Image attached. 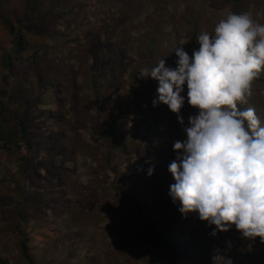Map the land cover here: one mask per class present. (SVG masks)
<instances>
[{"label":"rangeland","instance_id":"obj_1","mask_svg":"<svg viewBox=\"0 0 264 264\" xmlns=\"http://www.w3.org/2000/svg\"><path fill=\"white\" fill-rule=\"evenodd\" d=\"M44 1L43 9L38 12L39 15L36 13L33 19L48 11L51 17L45 22H37L38 26L42 29H50L52 33L57 32L60 35L71 36L70 39L76 40V43L69 44L70 47L79 46L83 52V57L86 53H92L87 64H94L95 57L101 56V44L111 45L112 48L109 49L114 53L121 52L123 65L121 64V67L118 65V69H115L114 73L107 74L110 69H104L105 75H107L103 76V78L105 77L103 85L105 93L109 96L106 98L105 104L107 110H110L107 115L110 116H112L111 114L117 115L118 106L121 105L124 110L128 104H132L133 98L130 97L136 96L139 86L137 72L142 70V67L151 69V66L158 63L160 59L164 58L166 61L168 55H172L177 47H184V49L193 47L195 43L192 37L195 33L194 28L197 27V21L200 31L205 32L211 29L214 34L216 24L231 11V8H218L208 0H69L70 4L76 7L75 12L77 14L75 16L67 14L64 19H56L55 15L59 13V9L49 11L53 3L52 0ZM27 3L28 0H7L5 14L16 20L19 15L27 12L24 11L28 7ZM256 5L258 8L264 7V0H258ZM253 10L252 3L246 5L245 12L254 13ZM22 17L24 18V15ZM69 17H71L70 20H66ZM60 35L58 40L64 42L67 37L61 38ZM47 37L44 35L43 39L48 41L49 38ZM33 40L41 42V36H34ZM11 41L12 36L7 27L0 21L1 50L4 46L10 47ZM50 44H56V41L52 40ZM157 47L159 48L154 49ZM56 49V51L61 50L60 47ZM106 50L104 48V52ZM123 53H127L126 56ZM167 64L166 66H168ZM95 67L99 68L100 65L95 63ZM131 74L133 79L128 76ZM77 80L79 81L80 77ZM111 83L114 86H111ZM157 87L158 82L153 81L152 87L148 90L150 98L147 96L141 98L138 108L132 106V109L138 114L123 115L117 119L119 125L117 137L126 140L123 159L117 166L118 177L105 165L103 166V162H99V157L95 153L94 146L98 138H95L91 133L87 120L89 116L96 115V112L91 109L88 101L84 99L81 101L82 104L80 103L84 110L81 116H69L64 132L66 140L75 141L76 138L85 144L82 150L85 155L80 157V153L76 157V164L74 161L68 163L72 171L70 174L77 180L75 203L72 204V214H77V216L74 219L72 214H66L57 218L58 216H54L49 206H44L43 211L39 214L36 212L41 216V225H38L42 227L40 231L33 232L37 227L36 223L23 229H26L27 234L32 233L35 237L31 249L37 261L46 258L43 259L44 264H84L85 261H88L89 264H115L114 257L117 256L118 249L128 246L125 240L126 236H121V233L126 231L123 226L131 227L133 225L134 227L133 215L131 211H128L132 203L129 201H126L127 204L123 203V193L143 185L147 180L150 181L142 171L152 167L156 172L149 177L156 180L155 188L165 179L166 173L170 175L171 182L175 183L168 170L166 173L163 172L167 165L159 159L169 158L171 163L176 157V152L173 149L174 142L183 141L187 137L182 129L176 135L163 138L166 134L165 131L173 132L181 124L177 114L171 112L166 105L160 104L158 107H153ZM87 93L85 91L81 95L86 96ZM184 95L186 102L180 115L183 116L186 124L188 121L187 112L191 111L198 114V110L187 103V86H185ZM148 107L152 110H149ZM110 116L106 121L107 125L111 124ZM156 121L162 122L163 125L156 131H150V126ZM44 130L43 125H41V129L38 130L41 137L46 136L47 133L49 135V132L46 133ZM53 130L57 132L60 130V126L55 125L52 127ZM20 147L17 152L29 156L27 147L24 144ZM39 156H41V160L44 159V155ZM4 161L5 159L2 163ZM138 163L140 164L139 167L137 166ZM9 166L12 174L17 171L16 163ZM37 174L45 176V179H40ZM35 175L37 183L42 187L39 189L41 194L53 189L52 184L55 180L52 179L51 170L41 166ZM4 177L3 174H0V183H4L0 186V194L12 193L17 196L15 188L8 184V179L11 177L7 175V180ZM120 192L123 193L120 194ZM163 196L161 195V197ZM48 202L50 204V200H47L42 205H47ZM22 208V211L29 212L27 206ZM165 209L166 207H163V211L167 212ZM30 214L32 215V213ZM6 218L8 221L5 225L14 228L13 225L17 224L16 213L10 210ZM45 223L48 224L45 225ZM209 226L207 222H201L198 213L183 215L180 222L174 226V232L177 234L184 233L188 237L187 242L190 245L194 235L202 236L203 243L209 237L213 239L211 243L207 244L208 249L202 255L203 260L192 258L187 261V264H213V257L216 255L222 256L219 264H229L228 260L232 264H249L251 257L247 255L246 249L241 248L237 242L233 241L229 232L220 233L217 231L219 235H212L213 230H210V233L205 235L207 231L209 232L207 229L210 228ZM211 226L215 227L214 225ZM10 233L5 237L6 232H0V254L7 260L8 264H27L21 257L18 230ZM43 234L50 236L45 238ZM54 236H56L54 239H57L59 244L58 250H54L56 245L50 240ZM15 241H17V245ZM257 242V238L248 239L246 247L250 248V253L258 255V259L264 260V242ZM152 243L155 244V240L150 242L151 245H153ZM151 245L146 243L145 246V251L151 256L150 259L163 261L165 251L160 248L159 244L154 248ZM176 245L179 246L180 244ZM42 249L45 252L41 257ZM135 253L142 254L143 250L136 249ZM133 256L134 254L130 255L131 261L129 262L131 264H145L134 260ZM121 263H123L122 260Z\"/></svg>","mask_w":264,"mask_h":264},{"label":"trees","instance_id":"obj_2","mask_svg":"<svg viewBox=\"0 0 264 264\" xmlns=\"http://www.w3.org/2000/svg\"><path fill=\"white\" fill-rule=\"evenodd\" d=\"M208 1L218 8H231L229 13L245 12L246 5L252 3L254 6L253 18L264 25V7H257L258 0ZM52 2L49 11L59 9V13L55 15L56 19H64L67 14L70 16L77 14L75 12L76 7L72 6L69 0H52ZM44 3V0H28V7L24 9L27 12L22 14L24 18L19 15L16 20H13L5 14L7 0H0V21L7 27L9 34L12 36L10 47L4 46L2 50L0 48V174L5 176V180H7V175L11 177V179H8V184L15 188L17 194V196L12 193L0 194V232L5 231V237H7L8 234H11L10 232H17L18 230L21 257L27 264H44L43 259L46 258H43L42 262L36 260L31 249L35 237L32 233L27 234L26 229L23 228L36 223L37 227L33 232L40 231L42 227L38 225H41V216L38 214L43 211L44 206H49L54 216H58L57 218L72 214L77 180L70 174L72 171L68 163L74 161L76 164V157L80 153V157L85 155L82 152L85 144H82L76 138L75 141H72V139L66 140L64 132L69 116H81L84 111L81 101L84 99L88 101L91 109L96 112V115L89 116L87 120L91 133L95 138H98L94 146L95 153L99 157V162H103V166L105 165L118 177L119 173H116L117 166L120 160L123 159L122 156L125 153L123 151L126 149L124 142L126 140L117 137V131L119 130L117 119L123 115L138 114L132 109V106L138 108L141 98L145 96L150 98L148 90L152 87L154 81L140 78L141 70L137 72L139 86L136 96L130 97L133 98L131 100L132 104H128L124 110L121 105L118 106L117 115L111 114L113 117L107 115L110 110H107L105 104L106 98L109 96L105 93L103 85L105 79L103 76L106 73L104 69H110L107 73L109 74L114 73L115 69H118V65L121 67L123 65L121 52L114 53L109 49L112 48L111 45L101 44L102 54L98 58L95 57V63L99 64L100 67H95V63L92 65L87 64L89 62L87 60L92 53H86L83 57V52L79 46L70 47L69 44L76 43V40L70 39L71 36L60 35L57 32L52 33L50 29H42L38 26L37 22H45L51 17L48 11L38 16V12L43 9ZM36 13L38 15L33 19ZM70 18L66 20H70ZM199 31V22L197 21V27L194 28L195 33L192 37L195 45L186 47L187 50L185 49L190 56L193 50L199 47L196 38L204 33ZM205 32L213 35L211 29ZM44 35L48 36V41L43 39ZM59 35L61 38L67 37L66 42H60L58 40ZM34 36H41V42L34 41ZM52 40L56 41V44H50ZM58 47L61 50L56 51ZM104 48L107 49L106 52H104ZM126 54L123 53L124 56ZM176 60L177 57L173 53L168 55L166 63L169 67L174 68ZM157 64L154 63L151 67ZM128 76L133 79L132 74ZM78 77H80L79 81L77 80ZM110 85L114 86L113 83ZM85 91L88 92L87 95L82 96L81 94ZM248 107H253L258 118L264 123V72L253 82L252 95L247 98L245 103H238L240 110ZM148 109L152 110L149 107ZM187 115L189 118L197 115V113L188 111ZM109 116L111 124L107 125L106 121ZM54 124L60 126V130L57 132L52 131V127H55ZM187 124L188 121L185 125ZM41 125H43L46 133L49 132V135L47 133L46 136L41 137L38 132ZM162 125V122L156 121L150 126L149 130L156 131ZM48 127L51 128L48 129ZM182 129L183 127L179 126L173 132L165 131L166 134L163 138L176 135ZM23 144L27 147L29 156L17 152ZM39 155H44V159L41 160ZM4 159L9 164L5 161L2 163ZM159 160L164 164L166 163L167 167L163 169V172L166 173L170 159L161 158ZM13 163H16L17 171L12 174L9 165ZM41 166L51 170L52 179L55 180L52 184L53 189L42 194L39 192L42 187L37 183L36 178L45 179V176L37 174L36 177L35 175ZM137 166L139 167L140 164L138 163ZM148 169L142 172L150 181L147 180L143 185L131 189L130 192H120V194L123 193V203L127 204L126 201L132 203L128 211H131L133 215L134 227L133 225L131 227L123 226L126 231L123 229L125 233L122 232L121 236H126L125 240L128 246L118 249L117 256L114 257L115 264H131L129 261H131L130 255L132 254H134V260L145 264H187V261L192 258L203 260L202 255L208 249L207 244L211 243L213 239L209 237L207 239L209 242L205 241L203 243L202 236L194 235L195 237H192L194 239L190 245L187 242L188 237L184 233L177 234L174 232V226L180 222L183 214L178 210L179 204H174L169 195L170 185L173 184L170 175L166 173L165 179L155 188L156 180L149 177ZM146 177L145 179H148ZM1 185H4V183H0ZM116 189L119 190L118 187ZM161 195L164 196L161 197ZM47 200H50V204L48 202L47 205H42ZM26 206L32 215L29 212L22 211V207L25 208ZM162 206L166 207L167 212L163 211ZM10 210L16 213L17 217V224L13 225L14 228L5 225L8 221L6 215ZM76 216L77 214L73 215V218L76 219ZM209 227L207 228L209 232L207 231L205 235H208L210 230L215 228ZM47 228L49 229L48 226ZM228 232L233 241L237 242L241 248L246 249L247 255L251 257L249 264H264L262 258L261 260L258 259V255L250 253V248L246 247L248 238H245L235 227H232ZM46 234H43V236L48 238L50 235L46 236ZM217 234L219 235L218 232ZM56 236L50 238L56 245L54 250H58L59 247L57 239H54ZM152 240H155V244L152 243L153 245L150 244ZM257 240V243L261 242L259 238ZM146 243L153 248L157 247V244L160 245V248L165 251L163 261L150 259L151 256L145 251ZM176 244L180 245L177 246ZM136 249H142L143 253L136 254ZM42 252L41 257L45 250L42 249ZM45 255L47 254L45 253ZM121 260L123 263H121ZM0 264H8L1 254ZM84 264L89 263L85 261Z\"/></svg>","mask_w":264,"mask_h":264},{"label":"clouds","instance_id":"obj_3","mask_svg":"<svg viewBox=\"0 0 264 264\" xmlns=\"http://www.w3.org/2000/svg\"><path fill=\"white\" fill-rule=\"evenodd\" d=\"M196 41L191 56L184 47L175 49L174 68L162 58L139 76L158 82L153 107L163 104L177 114L187 137L173 144L169 195L181 214L198 213L214 225L212 235L235 226L245 238L264 242V123L253 107L238 108L264 72V25L251 11L230 12L213 35L204 32ZM185 86L187 103L198 110L187 125L180 115Z\"/></svg>","mask_w":264,"mask_h":264}]
</instances>
